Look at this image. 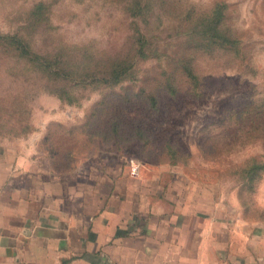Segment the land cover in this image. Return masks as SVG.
<instances>
[{"label":"rangeland","instance_id":"374dc122","mask_svg":"<svg viewBox=\"0 0 264 264\" xmlns=\"http://www.w3.org/2000/svg\"><path fill=\"white\" fill-rule=\"evenodd\" d=\"M152 1L163 23L149 34L150 48L118 85L77 88L72 102L43 87L28 54L0 43V143L12 144L10 155L58 176L77 203L91 192L86 201L94 211L106 191L116 190L120 175L138 174L141 183L155 184L151 189L187 188L206 204L218 200L244 220L264 224V137L249 131L229 144L221 127L229 121L228 107L264 103V0H169L195 14L219 8L220 28L233 42L230 48L221 41L191 47L192 70L203 81L197 95L177 97L166 94L162 80L184 47L169 7ZM127 2L0 0V35L20 34L36 54L44 41L52 51L56 42L105 45L108 36L122 49L129 35ZM155 93L156 109L147 102ZM252 164L258 167L250 176L245 172Z\"/></svg>","mask_w":264,"mask_h":264},{"label":"crops","instance_id":"0c3cea01","mask_svg":"<svg viewBox=\"0 0 264 264\" xmlns=\"http://www.w3.org/2000/svg\"><path fill=\"white\" fill-rule=\"evenodd\" d=\"M11 145L0 143V264H264V224L235 207L131 174L94 211L91 192L77 203Z\"/></svg>","mask_w":264,"mask_h":264},{"label":"trees","instance_id":"16d2710c","mask_svg":"<svg viewBox=\"0 0 264 264\" xmlns=\"http://www.w3.org/2000/svg\"><path fill=\"white\" fill-rule=\"evenodd\" d=\"M152 0H128L126 7V21L128 22L129 35L123 48L117 47L116 40L112 37L106 39V44L101 41H90L88 43H77L76 41L64 44L56 42L54 50H48V44L44 41L42 51L38 54L31 50L30 42L18 33L11 35H0V43H7L15 50L20 51L23 56L28 54V60L35 63L44 78L43 87L57 94L60 98L72 102L77 88H96L102 85L112 87L118 85L128 74L135 60L142 56L150 48L149 34L158 29L163 23L162 15L153 10ZM163 8L175 22H177L176 35L181 38L184 53L175 67H171L164 73L163 84L166 94L177 97L185 93H199L203 78H199L192 70L191 62L194 54L191 47L203 45L207 48L215 46L221 41L225 46L231 47L233 42L226 31L219 25L220 10L203 14H195L191 8H176L169 0H161ZM157 20V27L153 21ZM146 24V30L142 24ZM113 28H120V21ZM99 44V45H98ZM177 74H179L177 76ZM180 80V86L176 81ZM52 87V88H49ZM91 89V88H90ZM196 89V90H195ZM197 91V93H196ZM165 93V92H164ZM139 96V95H138ZM144 98L139 96L138 101ZM147 102L151 107L157 108L158 94H152ZM228 107L224 113L225 124H221L225 140L231 144L237 140V135L246 137V133H253L256 137H264V103H250L243 108ZM231 119V120H230ZM116 131V127L113 129ZM236 135V136H235ZM258 165L252 164L246 170V174L253 176Z\"/></svg>","mask_w":264,"mask_h":264}]
</instances>
